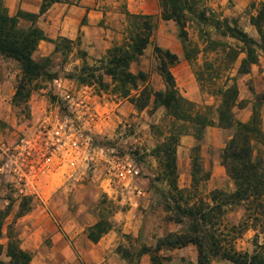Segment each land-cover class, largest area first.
Returning <instances> with one entry per match:
<instances>
[{"label":"rangeland","instance_id":"obj_1","mask_svg":"<svg viewBox=\"0 0 264 264\" xmlns=\"http://www.w3.org/2000/svg\"><path fill=\"white\" fill-rule=\"evenodd\" d=\"M43 1L3 0V4L16 17L20 13L40 15ZM69 1L71 4L53 5L55 9L37 21L50 41L40 44L34 60L50 58V71L56 78L34 83L26 104H14L20 66L0 57V209L8 212L0 242L7 248L13 228L21 248L32 254V264H154L151 255L143 253L155 250L167 235L182 231L181 226L166 220L163 202L169 187L158 181L160 168L153 156L171 120L153 98L144 110L131 102L146 89L154 93L166 90L157 49L178 57L170 72L180 94L203 111L209 107L216 123L221 98L214 94L226 84L236 85L235 118L247 123L257 112L263 136L264 54L256 49L258 63L243 74L246 47L190 17V48L198 50L190 62L180 28L163 20L165 0ZM202 2L218 19L236 21L260 42L251 18L264 9V0ZM66 14L68 22L62 26ZM143 22L152 26L150 43L130 71L136 76L144 73L148 79L124 99L102 71L101 62L111 49L134 37ZM21 25L28 28L30 23L22 20ZM60 39L70 45L59 42L56 53L55 43ZM231 135L211 127L199 145L191 136L181 138L177 149L179 187L187 192L191 204L209 202L215 191L234 192V182L221 159ZM255 154L264 159V145H255ZM194 161L200 170L195 184ZM245 217L244 209L235 207L226 222L239 226ZM100 223L110 228L101 238L94 230ZM92 234L96 242L91 240ZM229 239L238 252L264 254L262 222L249 223L247 231ZM155 256L156 264H198L199 257L194 246L163 249ZM2 260L9 264L5 254ZM211 264L232 263L213 259Z\"/></svg>","mask_w":264,"mask_h":264},{"label":"trees","instance_id":"obj_2","mask_svg":"<svg viewBox=\"0 0 264 264\" xmlns=\"http://www.w3.org/2000/svg\"><path fill=\"white\" fill-rule=\"evenodd\" d=\"M62 3L71 4L69 0H44L40 15L20 13L13 17L4 6L3 0H0V57L16 62L21 70L14 97L16 105L28 102L34 83L43 78H56L50 71L51 59L37 62L34 55L42 42L50 41L37 26L39 17L46 14L53 5ZM162 10L163 20L173 21L180 28V39L185 44V57L190 62L198 51L190 48L187 31L190 17L201 26L214 27L222 37L239 41L246 47L247 59L242 65L243 74H248L251 66L258 63L256 49L264 54V9L251 18V24L260 36L259 43L245 33L236 21L218 19L203 5L202 0H165ZM22 20L30 23V26L24 28L21 25ZM136 30L134 37L111 49L107 58L101 62L102 71L114 81L116 93L124 99H129L132 91H137L140 84H146L148 79L144 73H139L138 76L132 74L130 67L143 56L149 45L152 26L143 22ZM59 42L70 45L65 39L58 40V43H55L56 53L60 51ZM226 48L231 50L230 47ZM156 53L161 60L159 74L165 83V92L154 93L146 89L131 102L138 110H144L153 98L154 104L164 108L171 120L166 137L155 149L153 156L159 163L158 181L166 183L169 187L163 202L166 220L181 226L182 231L160 239L155 250H147L143 255H151L152 262L156 264L158 258L155 255L163 249L173 251L194 246L198 250V264H211L213 259L225 260L232 264H264V254L255 252L250 255L238 252L229 241L230 236L241 235L247 231L251 222H262L264 225V159L255 154V145H264L260 114L255 112L247 123L238 121L234 109L238 106L239 91L236 85L228 87L226 84L219 88L218 94H214L221 98L216 123L209 107L203 111L180 94L170 72V67L178 63V57L169 51L162 54L160 49H157ZM237 59L238 55L235 57V60ZM211 127L232 133L221 159L227 176L234 182L235 190L231 193L215 191L211 194L209 202L191 204L187 192L179 187L177 149L184 136H191L198 145L201 144L206 130ZM195 162L192 164L194 184L197 183L196 177L200 171ZM235 207L243 208L246 217L239 226H230L226 217ZM7 217L8 212L0 209V240ZM94 230L101 238L110 228L100 223ZM91 237L94 242L98 240L94 234ZM260 249L263 250L262 246ZM4 254L9 259V264H32L33 261L32 254L21 248V240L13 228H10L7 248L0 242V264H5L2 260Z\"/></svg>","mask_w":264,"mask_h":264},{"label":"crops","instance_id":"obj_3","mask_svg":"<svg viewBox=\"0 0 264 264\" xmlns=\"http://www.w3.org/2000/svg\"><path fill=\"white\" fill-rule=\"evenodd\" d=\"M54 9H55V7L51 8V9L48 11V13H49V12L51 13V11H53ZM48 13L44 14L43 16H46ZM64 16H65V15H64ZM67 22H68V16H67V14H66V16L64 17V19L61 21L62 26H66V25H67ZM62 34H64V33L62 32ZM62 34H61V35H62Z\"/></svg>","mask_w":264,"mask_h":264}]
</instances>
